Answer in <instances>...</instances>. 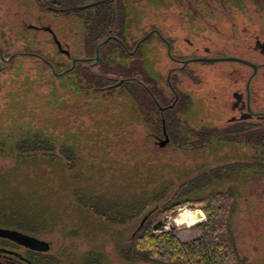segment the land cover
I'll list each match as a JSON object with an SVG mask.
<instances>
[{
  "label": "rangeland",
  "instance_id": "rangeland-1",
  "mask_svg": "<svg viewBox=\"0 0 264 264\" xmlns=\"http://www.w3.org/2000/svg\"><path fill=\"white\" fill-rule=\"evenodd\" d=\"M34 1L4 0L0 16L19 20H0V41L3 38L8 44V54L29 51L28 43L20 35L23 27L52 28L63 47L66 49L68 46L72 57L68 59L56 53L57 48L45 31L35 33L37 45L34 50L58 66L56 73H61L71 67L73 58L86 57L82 47L83 36L73 27L75 22L53 20L52 16L42 14L39 7L34 6ZM158 2L151 4L160 12L155 9L149 12L153 9L148 8L150 10H146L140 19H137L138 14H133V28L125 29L123 36L129 43L128 50L134 51V54L139 52L144 72L154 76V68L157 69L159 85L165 91V95L160 96L161 106L173 104L174 95L170 93L167 78L176 65L168 57L166 45L156 36L136 49V44L152 29H159L169 39L176 58L206 57L203 50L196 52L189 48L185 43L188 40L195 42L198 49L202 46L208 48L211 57L233 56L264 64V58L250 49L255 41L241 32L245 27L260 31L264 37V9L237 5L231 0H223V3L219 0ZM146 4L147 0H140L139 10L145 9ZM166 7L169 9L165 11ZM36 16L46 19L39 22L33 19ZM139 21L140 27H137ZM60 28L64 29L63 33ZM201 39V43H196ZM115 46L110 45L102 54L116 51ZM115 54L114 58L119 61L118 57L122 56L119 52ZM123 63L128 64L126 59ZM102 71L112 74L113 71H121L110 77L114 81L108 82L109 85L127 75L123 67L112 66L106 59L102 70L97 67L94 73L102 75ZM239 71L246 76L251 73L249 68L233 63L190 64L185 71L173 74L170 79L172 85L185 93L184 97L187 96L184 101L180 100L174 111L160 117L158 108H152L144 94L140 102L142 108L139 107L140 111L134 117L135 112H130L131 98L122 96L119 91L105 89L109 86L107 83L104 87L94 88L85 85L78 98L68 89L67 78L54 76L44 62L29 57L12 61L0 76V213L13 218H28L27 224L40 230L35 237L51 248L42 255L25 250L20 252L41 264H161L129 263L120 256L139 227L141 217L122 225L116 224L80 206V197L97 196L127 204L151 196L150 193L160 189L161 185L170 186L168 197H174L176 192L192 190L193 186L185 185L201 174L212 173L222 178V191L232 190L236 194L230 197L225 215L229 226L226 230L236 241L235 261L240 264H264L263 158L252 145L248 146L247 142L244 145L238 137L233 139V134L227 143L226 136L223 137L226 123L219 115H211L208 106L213 103L207 104L214 95L213 91L222 86L220 80L226 77L235 80L233 73ZM52 78L62 79L52 81ZM81 80L78 78L77 81ZM252 86L259 93L258 102H263L264 68ZM49 94L65 104L64 108L55 109V126L49 130L41 128L47 121L43 110L36 107L34 114L24 115L23 112L9 110L14 102L19 101H26L31 108L35 102L46 104L48 98H52ZM126 116L128 122L115 131L116 121ZM16 117L31 120V123L22 127L23 123L20 121L18 125ZM109 118L112 120L105 122ZM204 126L215 127L222 141L196 145L194 136L186 132H197ZM164 129L170 141L165 147H160L157 138L165 140ZM37 132L51 134L48 136L55 140L53 157H46L40 151L29 154L11 149L18 137L31 134L29 139L34 140ZM62 145L67 150L62 151ZM68 148L74 150L75 163L69 161L72 154ZM257 161L263 165L256 166ZM229 175L232 181L227 180ZM204 207V204L193 201L168 216L159 213L153 218L151 227L153 229L154 225L163 222L166 228L153 232L174 231L183 241L190 242L199 237L196 226L206 221ZM185 211L193 215L201 212L204 218L194 225L182 224L178 219ZM93 254L97 263H88Z\"/></svg>",
  "mask_w": 264,
  "mask_h": 264
},
{
  "label": "trees",
  "instance_id": "trees-1",
  "mask_svg": "<svg viewBox=\"0 0 264 264\" xmlns=\"http://www.w3.org/2000/svg\"><path fill=\"white\" fill-rule=\"evenodd\" d=\"M51 1L52 0H39V3L43 2L46 4ZM139 1L140 0H67V2L73 6H87L83 9L84 11L79 12L81 16H76L78 12H73V14L70 15L71 22H75L73 27L78 29L83 36L84 41L82 47L87 54L85 58L95 57L97 47L109 36L115 35L119 39H122L125 29L128 30V28H133L134 20L133 18L131 19L133 14H138L137 19H140L143 18V14L146 13V10L149 11L153 9L149 12H154L155 10L160 12L159 9L157 7L154 8L151 3L158 1H160L158 2L159 4L163 3L161 0H147L146 8L139 10ZM120 2H122V5H120ZM165 6L166 5L163 7L165 8ZM168 6L171 7V4ZM168 9L169 8L166 7L165 11ZM140 23L141 21H139L136 26L140 27ZM120 34H122V36ZM122 42L128 47L129 43L125 38L122 39ZM112 44L116 45V51H112L108 55H103L102 52ZM100 52L102 55L98 63L77 64L76 68L71 73L63 77L68 80L66 84L70 87L68 89L71 94L79 98V93L82 92L85 85L91 88H94V86L104 87L106 83L109 85L110 83L108 84V82H113L114 79L110 77L121 71H113V74L102 71L100 72L102 75H95L94 73L97 67L102 70L106 59L112 66L119 65L123 67L124 72L127 74L121 79L123 80L122 85L112 90L119 91L121 95H128L129 98H131L132 105L130 112L133 114L135 112L134 117H136L137 112L140 111L139 107L142 108L140 102L142 103L144 94L149 100L150 106L153 108L155 106L154 101L146 94L143 88L145 85V72L141 68L142 60L139 58V52L132 56L129 55L124 46L117 40H111L107 45L101 48ZM115 52H119L122 56L118 57L119 61L114 58V55L116 57ZM123 59H126L128 64H124ZM108 74L110 75L109 78H107ZM78 78L82 80L77 81ZM59 79L62 78H52V81H57ZM126 79L131 80L126 81ZM120 81L117 83L115 81L114 85L118 84ZM114 85H109L104 88L106 89ZM49 96L52 98H48L46 104L42 105L41 102H35V106L31 108L26 101H19L14 102L9 110L13 109V111L23 112V115L30 113L34 114L33 112L37 107L43 110V115L47 120L45 121L46 125L41 126V128H43V130H49L55 126V124H53V121L56 120L54 116L55 109L64 108L65 106L64 102H61L57 98L54 100L53 98L55 96L53 97L51 94H49ZM51 108L52 110H50ZM31 110L33 111L31 112ZM20 119L21 117H16L15 121L18 122V125L21 121V123H23L22 127L28 126V124L31 123V120ZM127 119H129L127 116L123 117V119L119 117V120L116 121L117 123L114 130L122 129L124 123L128 122ZM111 120L112 119L109 118L106 119L105 122L108 123ZM48 121H50L49 124ZM11 128H13V126H11ZM41 133L42 132H37L34 140L32 138L29 139L31 134L27 135V137H18L14 140L15 142L11 149L18 151L22 150L29 154L33 151H40L43 152L46 157H53L54 154L52 151L55 150L56 142L50 137L51 134H48L50 135L48 136ZM186 133H191L194 136L196 145H198V143H220L222 141L221 134L215 127L211 126L201 127L197 132L189 131ZM116 135H118V132H116ZM236 138L237 136L233 139ZM245 138L250 142L253 141L252 136H246ZM263 138V136L260 137L261 140H263ZM64 147L66 146L62 145V151L67 150ZM68 152L72 154L69 156V161L75 163L76 160H74V158L76 159V156L74 150L68 148ZM70 166L73 168L72 164H70ZM227 180L232 181L231 175H229ZM220 181H222V178L217 175L204 173L195 181L193 180L185 185L186 187L193 186L192 190H187L183 193H180V191L176 192L174 197H168L171 191L170 186L161 185L160 189L150 193L151 196L127 204L116 203L97 196H82V198L80 197L79 204L84 208H88L96 216L120 225L129 223L140 217L141 221L146 217L148 218L142 228H140V230L137 229L133 236L130 237L128 240L129 245L121 251L120 256L126 262L136 263L143 261L160 262L161 264H240L235 261L236 241L235 237L226 230L229 226L225 217L229 206V199L236 194L232 190L227 192L222 191L223 189L220 185ZM193 201L194 203L205 205L203 211L206 216V221L196 226V230L199 233L198 238L190 242H185L174 231H165L160 234L153 232L151 227L152 220L156 215L161 213L164 216H168L175 213L177 209ZM151 206L152 208H150ZM28 222V218H21L20 216L13 218V216H4L0 213V227L35 237V235L40 233V230L27 224ZM1 241L4 240H0V242ZM5 242L7 241H4V243ZM96 260L97 258L95 254H93L92 259H90V261L88 260V263H97L95 262ZM47 263L52 264L53 262Z\"/></svg>",
  "mask_w": 264,
  "mask_h": 264
},
{
  "label": "flooded vegetation",
  "instance_id": "flooded-vegetation-1",
  "mask_svg": "<svg viewBox=\"0 0 264 264\" xmlns=\"http://www.w3.org/2000/svg\"><path fill=\"white\" fill-rule=\"evenodd\" d=\"M228 1L229 0H227V2ZM3 2H4V0H0V8H2ZM219 2L223 3V0H219ZM231 2H233L234 4H237V5L241 4V5H245V6L247 5V7L249 6V7H253V8H257V9H264V0H231ZM34 6L35 7L38 6L39 10L41 11L42 14L52 16L53 20L54 19L55 20H71L70 15L73 14V12H78L77 14H80L79 12L84 11L83 9L85 7H87L86 5L85 6L70 5L69 2H67V0H52L51 2H48L46 4L43 2L39 3V0H35ZM62 17H64V18H62ZM77 17H79V16H77ZM33 19L41 22L40 20H45L46 18L44 19V16H36ZM0 20H19V19L16 17L6 18L3 16H0ZM59 30H62L61 31L62 33L64 31L63 28H60ZM39 31H45V32L50 34V36L52 38L51 40L53 41L55 47L57 48L56 53H59V55L64 56L68 59L72 57L71 52L67 49L68 46H66V49L63 47L62 43L60 42V40L57 37L56 32L52 28L44 27V26L43 27H37V26H32V25L25 26L20 31V33H21L20 35H21V38L23 39V41L28 43L29 51L8 54V53H6V50H8L9 46H8V44L4 43L3 38L1 39L2 42L0 41V76L6 71L7 67L11 64L12 61H14L17 58H21V57H29V58H32L34 60H38L39 62H44V64H46L49 68H50V66L48 65V63H50V64H52V66L54 67V69L56 71L57 67L51 61H47L44 58V56H42L41 54L37 53L36 50H34V47H36V45H37L35 33L39 32ZM31 32H33V33H31ZM151 32H153V34L144 42L151 40L155 36L158 37L165 45H166V43L164 42V39L166 41H168L170 44V47H171V56L172 57L169 56L168 46L166 45L167 54H168V57L172 60V62L176 65L175 68H172L169 71L168 78H167V85H168V88L170 90V93L172 95H174L173 104L169 107L161 106L162 101L160 99V96L165 95V91L162 88V86L159 85V81H158L159 78H158L157 69L154 68V70H155V72H153L154 76H151L150 74H148L146 72L144 73L145 85L143 88L145 89L146 94L153 99L155 106L158 108L157 110H158L159 116L163 117L165 114L172 112L177 107V104H179L180 100L184 101L185 97H187V96L184 97V95H186V94L181 93L177 88H175L172 85L171 80H170L171 77L173 76V74H177V72L185 71L186 68L190 64H194V63H189L186 66H184L182 64V62L187 61V60H183L181 58H176L175 56H173V54H172V43L169 41V39H166L159 29H152L146 35H148ZM241 32H242V34L249 36L250 38H252V40L255 41L254 47L253 48L251 47L250 49L252 51H254L257 55H259V57L264 58V37L262 36V34L259 33L260 31L249 30V29H246L245 27H243L241 29ZM108 38H112L111 40H114V41L117 40L119 43L122 44V46H124V48L126 49V51L128 52L129 55H131V56L134 55V51L130 52L128 50V47H126V45L122 42V39L126 38L125 35H124V37H122V39H119L115 35L114 36L111 35ZM202 40L203 39H201L200 41H196V43H201ZM58 43L60 44L61 48H59ZM185 43H187L190 46L189 48L195 49L194 51H196V52H200V50H203L206 57H200V58H221V57H211L210 52L208 51V48H206V47L204 48L202 46V47H199V49L196 48L195 42H190V41L186 40ZM141 45L137 49H139L141 47ZM136 47H137V45H136ZM67 52L70 55L66 54ZM17 54H20V55L14 57L9 62L3 61V59H10V58H12V56L17 55ZM222 57H233V56H222ZM236 58H240V57H236ZM75 59H81V58H75ZM191 59H197V57L191 58ZM191 59H188V60H191ZM240 59H243V58H240ZM73 60H74V58H73ZM243 60H246V59H243ZM246 61H249V60H246ZM249 62L252 63V66L246 65V64H241V63H236V62H222V63H233V64L240 65L243 68L244 67L249 68L251 70V73L246 76V75H244V73H242V71L234 72L233 75L235 76V80H232L230 78L228 79V77H226L223 80H220V82L222 83V86L220 88L216 89L215 91H213L214 95L211 94L212 99L207 104L209 105V104L213 103L212 105L208 106V109L211 111V115H213V114L219 115L220 117H222V121L224 123H226L225 129L223 131V135H224L223 137L226 136L225 141L228 143V139L233 134V135L239 137V139L241 140V143H243L244 145L247 144L246 142H248V146L252 145V147H254L255 151L258 152V154L260 155V158L261 157L263 158L262 162L264 163V138H263V140L260 139L261 136L264 137V101L261 103L258 102L259 97H257V95H259V93L252 86L254 80L260 74V71L264 68V64L261 65V64H255L251 61H249ZM77 64H82V63H77ZM196 64H215V63H196ZM75 68H76V66H75ZM127 80L130 81L131 79H126V81ZM121 81H123V80H121ZM188 96H190V95H188ZM260 104H263V105L261 106ZM170 107H172V108H170ZM161 109H163V110H161ZM204 115H205V113L203 114V116ZM206 115H210V114L207 113ZM222 115H224V116H222ZM203 116L201 118L205 119ZM244 136L245 137L246 136H252L253 141H251V142L248 141V139H246ZM157 141H161V138L158 137ZM261 153H263V156L261 155ZM258 164H259V167H260V165H263L261 163H258V161H257L256 166H258ZM188 212L189 211H185V212H183V214H186ZM188 214L190 215L189 217L195 216V215H193L192 212H189ZM200 214H201V212H200ZM189 219H187V220H189ZM144 220L140 221V225L137 229L140 230V228H142V226L146 222V221L144 222ZM178 221H179V219H178ZM143 222H144V224H143ZM182 224H184V223H182ZM1 228H3V227H1ZM0 240L7 241L5 243H4V241L0 242V264H41V262L40 263L37 262V260L35 258H32L30 256L29 257L25 256L20 251L25 250L26 252H31L33 254L42 255L44 253H48L51 249L50 248L48 251L33 250V249H29V248L23 247L21 245H18L17 243H14V242L6 240V239L0 238Z\"/></svg>",
  "mask_w": 264,
  "mask_h": 264
},
{
  "label": "water",
  "instance_id": "water-1",
  "mask_svg": "<svg viewBox=\"0 0 264 264\" xmlns=\"http://www.w3.org/2000/svg\"><path fill=\"white\" fill-rule=\"evenodd\" d=\"M153 34V32L149 33L148 35H146L142 40H140L137 44L136 49L144 42L146 41L151 35ZM112 38H107L106 40H104L96 49V57L95 58H81V59H74L72 61V66L61 72V73H56L54 67L52 66V64L48 63V65L50 66L52 73L54 76H58V77H62L65 76L68 73H71L74 69L77 63H97L100 59V50L103 46H105ZM164 42L166 43V45L168 46V54L169 56H171V47L168 41H166L164 39ZM59 48L60 44L58 43ZM68 55H70L68 52L66 53ZM20 54L14 55L12 56V58L10 59H3L4 62H9L11 59H13L16 56H19ZM172 57V56H171ZM222 62H236V63H241V64H246V65H250L252 66V63H250L249 61L240 59V58H236V57H221V58H197V59H191V60H187V61H183L182 64L184 66H186L189 63H222ZM122 81H120L118 84L114 85V86H110L108 88H106L107 90H112V89H116L119 86L122 85ZM173 107V106H172ZM170 107V108H172ZM163 110V109H161ZM164 137L165 140H161L160 141V147H165L168 143H169V137L164 129ZM200 213V212H198ZM202 213L201 214H196V216H198V218H204V215L202 217ZM147 220V218H145L144 222ZM143 222V224H144ZM142 224V225H143ZM162 228H166V224L163 222H159L156 225H154L153 230L154 232H158L160 230H162ZM0 238L1 239H6L9 241H12L14 243H17L18 245H21L23 247L29 248V249H33V250H39V251H48L50 249V245L42 240H39L38 238L35 237H31L28 236L26 234H23L21 232L15 231V230H10V229H6V228H1L0 227Z\"/></svg>",
  "mask_w": 264,
  "mask_h": 264
},
{
  "label": "bare ground",
  "instance_id": "bare-ground-1",
  "mask_svg": "<svg viewBox=\"0 0 264 264\" xmlns=\"http://www.w3.org/2000/svg\"><path fill=\"white\" fill-rule=\"evenodd\" d=\"M188 213H186V214L181 213L182 216L181 215H180L181 217L179 216V221L181 223L193 225V224L197 223L196 222L197 220H200V219L202 220V218H198V216H196V215L192 216V217H189L190 215ZM198 214H200V213H198ZM187 219H189V220H187ZM178 224H179V222H178Z\"/></svg>",
  "mask_w": 264,
  "mask_h": 264
}]
</instances>
